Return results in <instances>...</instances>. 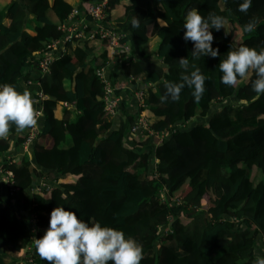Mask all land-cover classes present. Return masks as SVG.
I'll use <instances>...</instances> for the list:
<instances>
[{
    "label": "trees",
    "instance_id": "1",
    "mask_svg": "<svg viewBox=\"0 0 264 264\" xmlns=\"http://www.w3.org/2000/svg\"><path fill=\"white\" fill-rule=\"evenodd\" d=\"M95 1L0 0V84L25 91L21 80L32 74L27 70L36 64V53L65 36L60 26L69 22L74 8ZM240 2L109 1L106 23L128 33L125 39L139 57L123 64V76L151 85L144 109L151 128L170 131L171 126L190 121L185 129L169 132L156 150L151 138L129 144L126 138L135 116L126 106L117 121L105 110L104 84L95 70L110 59L106 43L96 41L100 57L90 59L76 42L54 63L51 74L34 79L37 83L41 78V89L48 95L39 122L42 133L32 155L11 166L15 192L1 189L0 182V264H24L18 252L45 234L58 206L76 212L85 222H99L134 238L143 249L140 264H254L258 256L264 257V95L251 90L254 72L227 86L221 83L219 70L232 45L264 48V0H252L246 13L238 11ZM191 8L203 16L225 18L227 35L224 28L210 29L213 48L220 53L216 58L193 59V42L183 39L184 18ZM133 19L139 20V27L132 26ZM253 20L254 31L246 33L244 26ZM233 26L237 39L232 38ZM181 58H188L205 78L199 103L187 87L179 101L162 102L165 84L181 82ZM118 77L116 72L115 82ZM233 98L239 102L228 103ZM23 141L10 125L9 137L0 138V165L4 154ZM156 159L160 181L151 178ZM44 175L58 181V187L37 189L35 180L42 181ZM163 189L169 203L174 197L182 204H163L159 196ZM166 225L172 232L158 245ZM30 253L38 264H46L35 247L22 251L24 258Z\"/></svg>",
    "mask_w": 264,
    "mask_h": 264
},
{
    "label": "clouds",
    "instance_id": "2",
    "mask_svg": "<svg viewBox=\"0 0 264 264\" xmlns=\"http://www.w3.org/2000/svg\"><path fill=\"white\" fill-rule=\"evenodd\" d=\"M252 0H242L238 11L247 12ZM223 16L209 13L203 16L197 8L187 11L183 29L185 42H193V59L219 56V49L213 48L214 36L210 29L217 32L225 28ZM133 27H139V20H132ZM255 21L244 26L246 33H252ZM229 32L226 30L225 34ZM184 70L180 83H166L162 102H177L182 90H192L194 102L199 103L205 91V78L188 58L179 60ZM193 68L189 72V69ZM222 73L221 83L235 86L238 78L243 79L252 71L255 79L251 90L258 96L264 95V48L257 50L248 46H231L219 64ZM15 125L17 132L34 127L37 124L36 114L30 94L27 90L20 92L14 85L0 84V138H6L10 125ZM91 225V226H90ZM33 244L39 257L46 264H140L143 259L142 246L132 237L112 227L102 226L99 222H85L78 219L76 212L56 207L50 214L49 227L45 234L34 239ZM254 264H264V257L258 256Z\"/></svg>",
    "mask_w": 264,
    "mask_h": 264
},
{
    "label": "built area",
    "instance_id": "3",
    "mask_svg": "<svg viewBox=\"0 0 264 264\" xmlns=\"http://www.w3.org/2000/svg\"><path fill=\"white\" fill-rule=\"evenodd\" d=\"M110 0H98L95 2H85L81 6L74 8L69 22L60 26L64 31L65 36L62 39H56L51 42L46 49L38 51L34 61L29 65L27 74L32 73L30 77L27 75L21 80L26 90L29 92L33 107L36 114L37 124L34 127L26 129L25 132H20V136L24 137V141L15 146L11 151L4 154L3 163L0 165V182L2 188L8 187L12 192H15L13 184L15 182V174L11 171V166L19 163L26 154L32 155L31 150L39 139L42 130L39 122L44 116V101L48 98L41 89L40 79L35 83V78L44 77L46 74H51L54 63L70 51V47L76 42H81L91 36L95 42H104L107 44L106 48L110 50V59L102 67L96 69V74L104 84V102L105 110L112 117H118L122 114L123 107L126 106L128 110L135 116L134 125L127 134V141L131 146L137 145V140L151 138V144L156 150L158 146L164 144L169 132H176L185 129L190 122H180L175 126L170 127V131L155 132L151 127L152 121L144 114L147 95L149 93L150 84H145L141 78L127 79L123 76L121 67L124 63L131 60L138 59V55L133 53L130 43L125 39L126 34L115 30L110 23H106L107 10ZM125 35V36H124ZM97 50V49H96ZM98 56L100 57L99 51ZM96 57V58H97ZM118 73V78L115 82L114 75ZM142 81L141 86L138 82ZM137 85V86H135ZM128 90V91H127ZM125 91H127L125 93ZM155 119V118H152ZM192 121V120H191ZM154 165V173L151 178L160 181V173H158L159 165L156 159ZM59 182L56 180H47L43 178L41 185L37 189L51 190L58 187ZM18 189V188H17ZM167 190L163 189L160 193V200L163 204H168L169 200L166 195ZM169 204H182V201L171 199ZM38 217L36 215L31 217L33 224L37 223ZM237 223L238 219H234ZM168 232H172L169 225H166L160 230L162 237ZM159 245V244H158ZM27 250H34L33 241L27 245ZM36 258L30 253L22 262L24 264H38Z\"/></svg>",
    "mask_w": 264,
    "mask_h": 264
},
{
    "label": "rangeland",
    "instance_id": "4",
    "mask_svg": "<svg viewBox=\"0 0 264 264\" xmlns=\"http://www.w3.org/2000/svg\"><path fill=\"white\" fill-rule=\"evenodd\" d=\"M73 2H74V0H73ZM118 9H119V7H117L115 10L116 11H118ZM119 12V11H118ZM118 12H116V13H118ZM118 15V14H117ZM32 22L33 23H37V22H35L34 20H32ZM235 30H236V28L233 26V27H231V29H230V31L233 33V36H232V38H234V39H237L239 36H237L238 35V33H236L235 32ZM31 31V30H30ZM32 32V31H31ZM157 39H155L152 43H151V45L153 46V48L157 45ZM80 44L81 45H83L85 48H86V50L88 51V53H89V55H90V59H94V58H96L97 56H98V52H97V50H96V47H95V45H96V42H95V40L91 37V36H89L87 39H85V40H83V41H81L80 42ZM85 44V45H84ZM153 61H155V62H159V60L157 59V58H153ZM90 64H91V66L95 69V67H94V61L92 60H90ZM95 72H96V70H95ZM140 85H143V83H142V81H139L138 82ZM237 102H239V101H237L236 99H230V100H228V103H237ZM240 103H244V102H240ZM215 107H217V109H221L222 107H221V105L220 104H215ZM75 108V107H74ZM73 108V109H74ZM62 109H64V108H62ZM61 108H60V110L58 111V115L61 117L62 116V112H64V110H62ZM75 110V109H74ZM76 111V110H75ZM114 119H116V121H117V119H118V117H115ZM194 119V118H193ZM194 120H200L201 121V118L200 117H196ZM143 139L144 140H146V137L144 136L143 137ZM71 141V137H69V142ZM33 167H35V163H33V165H32ZM255 173H256V170L254 169L253 170V174H252V178L254 179L255 178ZM262 175V179H264V175L263 174H261ZM39 177H37L36 178V180H35V186H40L41 185V181H37V179H38ZM42 178H46V179H53V177H51V176H46V175H44ZM162 235H161V237H160V243H159V245L161 244V242H162ZM22 251H24V254H25V252L27 251V245L25 246V247H23L21 250H20V252H18V256L20 257L19 259L21 260V261H23L25 258H24V254L22 255Z\"/></svg>",
    "mask_w": 264,
    "mask_h": 264
},
{
    "label": "crops",
    "instance_id": "5",
    "mask_svg": "<svg viewBox=\"0 0 264 264\" xmlns=\"http://www.w3.org/2000/svg\"><path fill=\"white\" fill-rule=\"evenodd\" d=\"M32 24L35 25L33 22H32ZM135 86H137V85H135ZM141 86H142V85H141ZM8 137H9V134H8V136H7L6 138H8ZM18 258H19V256H18ZM19 260H20V259H19Z\"/></svg>",
    "mask_w": 264,
    "mask_h": 264
}]
</instances>
